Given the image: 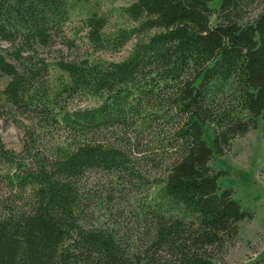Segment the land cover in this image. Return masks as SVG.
I'll return each instance as SVG.
<instances>
[{
	"label": "trees",
	"instance_id": "16d2710c",
	"mask_svg": "<svg viewBox=\"0 0 264 264\" xmlns=\"http://www.w3.org/2000/svg\"><path fill=\"white\" fill-rule=\"evenodd\" d=\"M214 1L0 0V110L29 120L19 152L0 141V264H225L253 213L209 162L259 120L264 140V2ZM80 38L132 44L118 61L47 57ZM82 98L96 105L70 107ZM91 171L151 191L132 244L84 224Z\"/></svg>",
	"mask_w": 264,
	"mask_h": 264
},
{
	"label": "rangeland",
	"instance_id": "374dc122",
	"mask_svg": "<svg viewBox=\"0 0 264 264\" xmlns=\"http://www.w3.org/2000/svg\"><path fill=\"white\" fill-rule=\"evenodd\" d=\"M130 1L106 0L105 6L117 7ZM219 1L211 5L217 6ZM114 20L112 18V22ZM214 22L215 18L212 17L211 23ZM71 26H77V21L74 20ZM131 44L117 53H94L86 41L80 38L76 40L77 48L67 49L58 44L46 51V54L48 58L61 55L65 59L88 57L92 60L118 61L126 56ZM5 46L0 42V48ZM94 105V98H82L71 102L70 107ZM28 125L26 117L11 118L1 109L0 141L4 147L19 152L24 142V127ZM212 131V126L208 124L203 128V137L210 148L213 147ZM63 134L61 129L42 133L40 144L48 147L54 141H60ZM209 166L215 172H225L218 178V186L222 190L231 189L233 199L253 213L252 219L238 223V238L228 247L225 264H264V140L261 120L245 135L234 138L228 152L223 156H215ZM2 188L0 185V191ZM82 194L86 202L82 212L86 226H111L122 242L133 243L140 230L141 211L149 204L151 191L138 185H122L113 172L91 171L82 179Z\"/></svg>",
	"mask_w": 264,
	"mask_h": 264
}]
</instances>
